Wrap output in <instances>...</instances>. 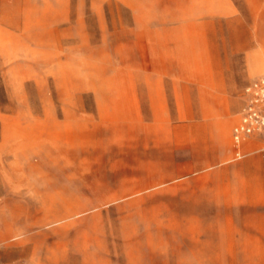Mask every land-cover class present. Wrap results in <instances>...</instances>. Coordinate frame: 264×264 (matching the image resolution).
I'll use <instances>...</instances> for the list:
<instances>
[{"label":"rangeland","instance_id":"rangeland-1","mask_svg":"<svg viewBox=\"0 0 264 264\" xmlns=\"http://www.w3.org/2000/svg\"><path fill=\"white\" fill-rule=\"evenodd\" d=\"M263 74L264 0H0V264H264Z\"/></svg>","mask_w":264,"mask_h":264},{"label":"built area","instance_id":"built-area-1","mask_svg":"<svg viewBox=\"0 0 264 264\" xmlns=\"http://www.w3.org/2000/svg\"><path fill=\"white\" fill-rule=\"evenodd\" d=\"M247 100L241 110L239 121L233 128V140L239 147L244 140L261 136L264 138V74L254 79L246 88ZM264 153V144L261 148ZM243 156L240 150L237 157Z\"/></svg>","mask_w":264,"mask_h":264},{"label":"crops","instance_id":"crops-1","mask_svg":"<svg viewBox=\"0 0 264 264\" xmlns=\"http://www.w3.org/2000/svg\"><path fill=\"white\" fill-rule=\"evenodd\" d=\"M239 121V120H238ZM237 121V122H238ZM236 122V123H237ZM236 123H235V125H236ZM234 125V126H235ZM234 126H233V128H234ZM257 139H259V140H261V141H264L263 140V138H257ZM232 140H233V129H232ZM250 140H254V138H248V139H246V140H244L243 141V143L239 146V147H237L236 146V144L234 143V140H233V147H234V152H235V154H236V157H237V151L238 150H240L241 152H242V154L243 155H245L246 154V150H247V146L249 145V143H250V145H252V142H250ZM264 144V143H263ZM263 146V145H262ZM262 148V147H261ZM261 148H260V150H261ZM242 157V156H241Z\"/></svg>","mask_w":264,"mask_h":264}]
</instances>
